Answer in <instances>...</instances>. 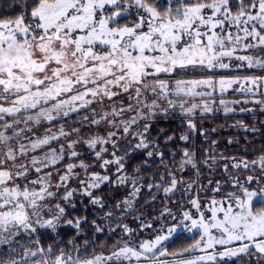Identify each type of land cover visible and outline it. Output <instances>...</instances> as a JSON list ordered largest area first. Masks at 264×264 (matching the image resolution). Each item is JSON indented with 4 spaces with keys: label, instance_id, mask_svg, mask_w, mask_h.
<instances>
[{
    "label": "snow or ice",
    "instance_id": "6c2138e0",
    "mask_svg": "<svg viewBox=\"0 0 264 264\" xmlns=\"http://www.w3.org/2000/svg\"><path fill=\"white\" fill-rule=\"evenodd\" d=\"M16 6L15 19H0V264H220L233 258L264 264V150L251 161L217 155V142L207 135L216 129L196 123L218 111L217 103L225 114L236 111L230 104H253L264 113V0H21ZM218 69L254 74L217 78ZM229 89L248 98L214 99ZM175 115L187 129L181 141L199 132L213 146L202 149L203 160L185 148L178 166L175 152L171 166L164 162L151 131L157 118ZM234 127L256 131L243 121ZM175 138L168 135L164 144ZM82 145L92 164L81 159ZM138 151L144 163L128 175L125 161ZM157 158L159 181L151 177L146 187L179 192L178 211L165 206L154 218L167 220L159 228L141 222L151 238L139 242L133 229L117 224L121 236L111 249L105 252L104 243L96 250V234L105 228L94 219L89 240L81 228L88 218H67L75 198L87 196L103 210L94 190L131 185L116 205L123 208L120 217L114 210L98 217L122 219L135 211L142 167ZM221 160L232 161L223 165L226 178L202 185L200 168L212 172ZM97 165L100 171H92ZM189 167L192 178H178ZM230 167L251 174L227 175ZM208 186L211 198L203 199ZM65 226L75 230L67 243L59 238ZM182 232L195 233L193 242L169 251L166 242ZM45 233L52 244L45 245Z\"/></svg>",
    "mask_w": 264,
    "mask_h": 264
},
{
    "label": "trees",
    "instance_id": "16d2710c",
    "mask_svg": "<svg viewBox=\"0 0 264 264\" xmlns=\"http://www.w3.org/2000/svg\"><path fill=\"white\" fill-rule=\"evenodd\" d=\"M21 0H0V19H15L16 16L20 14V9L16 5H18ZM122 21L121 23H123ZM238 121H243L244 124L248 125V128H255L256 131L246 130L241 127H234ZM197 126H202V128L212 129L215 128V132L207 133L209 140H215L217 143L214 146L215 154H223L224 157H235L237 160L241 158H247L250 160L256 159L258 155H261L262 150H264V114H256L252 115L244 112H232V113H222L217 112L214 114H208L202 120L198 119L196 121ZM183 121L179 115L170 116L165 118L163 116L157 118L154 122L151 138H157L160 144V149L165 153L164 162L166 164L172 165L171 153H176V166L179 165L181 160V152L183 149L188 148L190 151H195L197 161H201L205 158V153L202 149H206L209 147H213L207 141H205L204 136L200 135L197 132L188 142L181 141L179 139L180 135L187 131L185 127H182ZM142 127V126H141ZM201 128V127H200ZM163 130L164 135L157 137L158 130ZM96 129L92 128L91 130L85 129L83 135H91L95 132ZM168 135H174L176 138L171 143L165 145L164 140ZM229 139L232 140V143H229ZM82 151L85 152V155L81 157V159H86L89 164L93 163V160L90 158L86 147L82 148ZM144 153L142 151H138L135 154L130 155L126 161V173L128 175H135V169L137 166H142L144 163ZM227 162L229 164L232 161L221 160L218 164L214 165V171L209 172V169L206 167H201L200 172L202 173L200 178V183L202 185H207V181L212 179L213 181L221 180L223 181L226 178V174L222 171L224 163ZM150 167H142V171L140 175L143 179L140 181L144 187L141 188L140 194L137 197L138 206L135 208V211L132 212H124L122 219H112L110 221H101L98 217H103L105 212L110 210H114V216L120 217L122 210L116 209V205L118 201L123 199L125 196L129 194L131 191V185L124 186H116L111 183H106L101 185V187L97 190L93 191L94 196L102 197L103 203L105 207L103 210H100L98 206H93L90 204L87 196H77L75 198L76 208L69 212L67 218L73 217H84L88 218V222L81 225L82 231L85 233L89 240L93 239L94 228L91 226V222L95 219L101 227L105 228L104 233L96 234V239L98 242L94 245L96 250L100 249V245L107 243L108 248L112 247L113 243L117 240L118 237L121 236V229L117 228L116 225H128L129 228L133 229V236L140 234V237H145V233H142L140 230L141 221L144 219V213L139 217L141 219H137L138 216L135 214L139 211L144 210V212H148L149 216L146 217L148 220L154 219V217H159L161 211L165 206L170 208L173 212L178 211V207L176 203L173 201H179L181 199V195L179 192L176 194L169 193L165 195L163 189L160 190H149L146 185L150 182H154L151 180V177H155V181H159V175L157 174V166L160 164L159 158L155 160H149ZM99 166L97 165L92 171H98ZM114 172L115 169L112 168L110 170ZM160 172H163V169H160ZM248 172H241L235 169L229 168L227 175L233 176L234 174L239 176L247 175ZM183 176L185 180H189L193 176L192 169L186 168L183 173L178 174L179 176ZM170 183V182H169ZM74 188L76 182L72 183ZM71 186V187H73ZM167 186V184L165 185ZM183 187V186H181ZM225 191L229 190L228 188L224 189ZM202 192H205L204 189H201ZM207 192H209L210 197L211 194V186H208ZM195 195V193H190ZM189 197H184L186 200ZM155 196L156 199L154 202H149L152 200V197ZM144 201L147 202L144 205ZM134 216V217H133ZM115 222L117 224H115ZM163 222H167L166 219H161L159 223H155L154 225H161ZM115 224V225H113ZM108 225L116 228L115 233H112L108 230ZM75 235V230L71 226H65L60 230V239H63L65 243H67L68 239ZM193 236H185L184 234H180L178 238H174L166 243V246L169 248V251L176 250L179 248L186 247L188 244L192 243ZM127 239V236L123 237ZM45 245L52 244L53 240L50 236L45 233L42 237ZM85 236L78 237L80 244H83ZM93 249H89L86 255L91 254ZM238 262H233L230 264H237Z\"/></svg>",
    "mask_w": 264,
    "mask_h": 264
},
{
    "label": "rangeland",
    "instance_id": "374dc122",
    "mask_svg": "<svg viewBox=\"0 0 264 264\" xmlns=\"http://www.w3.org/2000/svg\"><path fill=\"white\" fill-rule=\"evenodd\" d=\"M247 74H254L253 72H252V70H248L247 72H245V71H243V70H241V71H235V72H230V71H228V70H217L215 73H214V75L217 77V78H219V76H228V75H235V76H242V75H247ZM234 87H236V86H234ZM248 97H242L241 96V94L240 93H238V92H235V91H233L232 89H229L228 91H226V92H224L223 94H221V93H219L218 91H217V93L215 94V96H214V99L218 102L219 100H221V99H223V100H225V101H235V100H240V99H247ZM99 107V106H98ZM229 107H233V108H235L236 109V111H238V112H240L239 111V109L240 108H242V107H244V108H255L256 109V111H254V112H244L245 114L246 113H249V114H252V115H256V114H264V113H261L260 111H259V106H256V105H253V104H247V105H244V104H240V105H235V104H230L229 105ZM214 108L215 109H218V111H214L213 113H211V114H214V113H217V112H222V113H224V111H223V106H221V105H219V103H217V104H215L214 105ZM208 115V114H207ZM61 123H64V121H61ZM142 126V125H141ZM198 127V129L200 128V127H202V126H197ZM135 130V129H134ZM40 131L41 132H43V129H40ZM54 147L56 146L55 144L53 145ZM82 148H84V146L82 145V146H80V148H78L77 150L78 151H80V150H82ZM121 153H118V155H120ZM258 156H260V155H258ZM257 156V157H258ZM256 157V158H257ZM247 159V158H246ZM85 161H86V159H84ZM249 161H251L250 159H248ZM88 161V160H87ZM86 161V162H87ZM88 163V162H87ZM98 171H100V169H98ZM248 174H251V173H247V175ZM233 176H237L236 174H234ZM71 186H73V184L71 185ZM76 187H78V183H76V185H75V188ZM73 188H74V186H73ZM202 192V191H201ZM209 192H206V194H205V196L203 197V199H207V198H211V196L210 197H208L209 195ZM129 195V194H128ZM128 195L127 196H125L123 199H121L120 201H118V202H121V201H123L125 198H127L128 197ZM190 195H193V194H190ZM206 195H208L207 197H206ZM216 198L217 199H220V196H216ZM137 199L138 198H136V200L133 202V207L134 208H136L137 206H138V202H137ZM147 204V202L146 201H144V205H146ZM119 210H122V208L121 209H119ZM194 211V210H193ZM128 212H132V210L131 209H129L128 210ZM142 213H144V219L141 221V222H144V223H154V221H155V219H152V220H147L146 219V217H148L149 216V213L148 212H144V210H142V211H139V212H137L136 214H135V216H142ZM134 217V216H133ZM155 218V217H154ZM163 223H166V222H163ZM162 223V224H163ZM115 224H117L116 222H115ZM115 224H113V225H115ZM155 226V228H159L160 227V225L159 226H157V225H154ZM142 233H145L144 235H145V237H140V234L139 233H137V235L135 236H133V234H132V237H133V239H136L137 240V242H139V240L140 239H149V238H151V230H148V229H145V230H142L141 231ZM181 234H184L185 236H193V235H195V233H185V232H182ZM196 238H199L198 236H196ZM128 239V238H127ZM170 240H172V239H170ZM169 240V241H170ZM169 241H167V242H169ZM166 242V243H167ZM111 249V247L110 248H108V249H105L104 251L105 252H107V251H109ZM197 254H199V253H193V255H197ZM233 262H237L234 258L233 259H225L224 261H221L220 262V264H230V263H233ZM132 264H135V261H133L132 262ZM238 264V263H237ZM252 264H255V260H253L252 261Z\"/></svg>",
    "mask_w": 264,
    "mask_h": 264
}]
</instances>
